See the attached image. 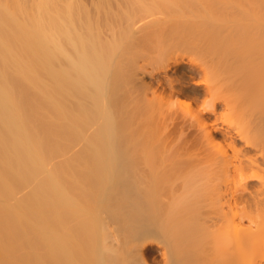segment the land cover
I'll list each match as a JSON object with an SVG mask.
<instances>
[{"label":"bare ground","instance_id":"6f19581e","mask_svg":"<svg viewBox=\"0 0 264 264\" xmlns=\"http://www.w3.org/2000/svg\"><path fill=\"white\" fill-rule=\"evenodd\" d=\"M178 49L245 103L229 152L207 99L163 116ZM215 159L221 182L179 176ZM152 241L158 264H264V0H0V264H147Z\"/></svg>","mask_w":264,"mask_h":264},{"label":"rangeland","instance_id":"374dc122","mask_svg":"<svg viewBox=\"0 0 264 264\" xmlns=\"http://www.w3.org/2000/svg\"><path fill=\"white\" fill-rule=\"evenodd\" d=\"M195 3V2H194ZM254 3H256V2H254ZM219 4V3H218ZM249 5V4H248ZM247 5V6H248ZM252 5V4H251ZM231 4H224V5H216V7L215 8H213V9H215L214 10V13H215V15H216V17H217V19H219V21H223L224 23L225 22H228V24L229 23H233L236 19H238V18H240V16H239V14L237 13L238 11H240L241 10V8L242 7H240V6H238V5H236L237 7H239L238 9H236L235 7H234V5H232L234 8H235V10H237V12H235L234 11V8L231 6ZM246 6V7H247ZM214 7V6H213ZM252 7V6H251ZM251 7H247L248 9L250 8V9H252ZM243 8L245 9V7L243 6ZM259 12H260V10H259ZM257 14H258V4H255L254 5V16H257ZM147 48V47H146ZM179 50L180 49H178V51L176 52V53H178L180 56H182V58H183V60L181 61L180 60V64L178 63L177 65H171L170 67H171V69H170V67L166 70V69H164V70H166V75L168 76V75H170V74H173V76L172 75H170L171 76V78H173V80L175 79V76H176V79L173 81V83L175 84V86H177L176 88H175V86H174V90L175 91H177V92H175V94L173 95V97L171 98L172 99V101L174 102V104H173V106H169L168 105V103L166 102L165 103V105H164V107H163V105L161 106V108L160 109H163L162 111V113H163V116L165 117V115L168 113V112H170L173 108H177L176 109V111H177V113L178 114H180L181 112L180 111H183V110H185V106H187L190 110H192V111H196V110H198V109H200L204 104H205V102H204V100L205 99H207V101L206 102H212L213 103V113L212 114H207V113H205V114H203L202 115V117L207 121V122H210V123H212V137H213V141H212V143H211V145H212V149L213 150H216V151H220V150H223V149H226L227 150V152H229V148H228V140H227V138H226V136L229 134V133H233L234 131H235V129H244V128H247L246 127V123H247V121H248V114H247V112H246V110H245V103H244V101L242 100V99H239L238 97H237V90H236V88L234 87V86H229L230 84H226V83H223L224 81H223V79H221V77L220 76H222V75H218L217 73L215 74V76H214V78H215V81L214 82H212V85H214V87H213V90H211L212 91V93H211V96H210V98H209V96H208V92H205L204 91V89L203 88H205V87H203L202 86V82H201V80H200V77H202L203 76V74L201 73V72H198L197 73V71H196V69L193 67V65H192V63L187 59L188 58V56L190 55L188 52V50H187V52L184 50V49H182V50H184V52L185 53H187L186 55H187V57H186V55H183V51L182 50H180V52H179ZM182 51V52H181ZM146 52H144V54H145ZM184 53V54H185ZM191 56H193V55H191ZM166 57V56H165ZM195 57V56H194ZM156 58H158V57H156ZM156 58L153 56L151 59H149L148 61H152V60H156ZM158 59H161L160 57L158 58ZM184 59H187L186 61H189V63L188 62H186ZM147 60V59H146ZM146 60H144V62L146 61ZM140 61V60H139ZM144 62H142V60L139 62V63H144ZM191 63V65H189ZM146 64H148V63H146ZM172 66H173V68H172ZM190 66H192V67H190ZM147 68H148V71H152V67L150 66V65H148L147 67H146V69L145 70H147ZM170 69V70H169ZM160 71H164V70H162V69H159ZM157 71V73H161L160 75H158V77H160V76H162V77H160L159 78V80L161 79L162 81L166 78V77H164V76H166V75H164L162 72H160V71ZM148 71L147 72H145V75L144 76H146L147 77V74H148ZM167 73H169V74H167ZM175 73V74H174ZM177 73V74H176ZM179 75H180V77H179ZM198 75V76H197ZM202 75V76H201ZM170 76H168V77H170ZM200 76V77H199ZM178 77V78H177ZM223 77V76H222ZM162 78H164V79H162ZM180 79V80H179ZM198 80H200L199 82L200 83H198V82H196V81H198ZM178 82L177 84H176V82ZM214 83V84H213ZM228 83V82H227ZM198 84V85H197ZM203 87V88H202ZM179 92V93H178ZM163 107V108H162ZM159 109V110H160ZM180 109V110H179ZM149 110V109H148ZM151 111H155V109H150ZM149 110V114H151V111ZM145 111H146V109H145ZM145 111H143V113H142V117H144V118H146V119H151V117L152 116H155V115H149L148 116V112L146 113ZM161 111V110H160ZM156 112V111H155ZM154 112V114H156ZM159 112V111H158ZM161 113V114H162ZM164 113H165V115H164ZM158 114V113H157ZM156 114V115H157ZM160 115L158 114V116L157 117H159ZM167 116V115H166ZM150 117V118H149ZM162 117V116H161ZM153 118V117H152ZM155 119H156V117H154ZM157 120V119H156ZM159 120H160V118H159ZM150 121H152V120H150ZM154 122H155V120H153ZM158 121V120H157ZM169 121V120H168ZM167 121V122H168ZM172 122V121H171ZM171 122L169 123V125L171 124ZM249 122V121H248ZM248 124V126H249V123H247ZM170 127V126H169ZM168 127V128H169ZM173 128V126L171 125V129ZM189 131L191 132L190 134H189V136L191 137V139L193 138H198V140L200 141V140H203L201 137H200V134L198 133V131H197V129H196V127L194 126V125H191V126H189ZM185 135V134H184ZM184 135H182V136H184ZM190 137H186V139L187 140H189V138ZM190 139V142L192 141ZM189 141H187L186 143L188 144V143H190ZM198 144V143H197ZM198 147H200V149H202L204 146H202V144L200 145H198ZM167 148V146L166 147H164L163 149L165 150ZM169 148V147H168ZM168 148H167V150H165V152H164V150L162 149V157H163V163H164V166L167 168V167H169V165H170V172H172L171 171V169H172V167H174L173 165H172V163H173V161L175 162L176 160L174 159L173 160V158L172 157H170L169 156V152H170V150H168ZM169 149H171V147L169 148ZM198 150V149H197ZM196 151V150H195ZM167 154H168V156H167ZM170 157V158H169ZM218 158V160H219V157H217ZM216 158V159H217ZM171 159V160H170ZM215 159V160H216ZM173 160V161H172ZM209 160V162H207L206 161V163L205 162H203L204 164H210V166L208 165V166H206V165H202V164H198V165H196V166H192V164H190V166L189 167H194V168H187V166L186 167H184V166H182L181 164H179V166H180V168L179 169H181V167L182 168H187L188 170H185V169H183V170H185L187 173H185V171H184V174H181V173H183V172H180V174L181 175H179V176H182V175H184V176H186V175H189V173L190 174H192V172H194L193 174H194V177H196V175L198 174L197 172H199L200 171V173L201 174H199L198 176L199 177H202L201 175H204L205 173L209 176V177H211V178H209V177H206L209 181L212 179V181H218V182H221L222 180H223V178H224V176L222 175V173H221V171H220V169H218L219 168V165L218 164H216V162L218 161V160ZM212 161H215V163H212ZM171 164H170V163ZM211 163H212V165H211ZM219 163V162H218ZM178 163H176L175 165H176V167L178 166L177 165ZM168 165V166H167ZM176 167H175V169H176ZM175 169H172L173 170V174H174V171H175V175H178L179 173L178 172H176V170ZM178 169V170H179ZM199 169V170H198ZM182 170V169H181ZM181 170H179V171H181ZM202 170V171H201ZM197 171V172H196ZM204 174H203V173ZM208 172V173H207ZM176 173H178V174H176ZM197 173V174H196ZM192 174V175H193ZM207 175H204V176H207ZM211 175V176H210ZM170 176V175H169ZM174 176V175H173ZM172 176V177H173ZM197 176V177H198ZM171 177V176H170ZM174 177H177V176H174ZM215 178V180H213L214 178ZM217 177V178H216ZM206 178H203L202 180H205ZM216 179H218V180H216ZM220 179H221V181H220ZM214 182V183H215ZM220 184H218V187H221V185L219 186ZM206 188V187H205ZM212 189L213 188V186H212V188L211 187H208V189ZM207 188L204 190V189H201V191H202V194H203V192L204 191H206V190H208ZM206 192H209V190L208 191H206ZM205 192V193H206ZM212 193V192H211ZM210 193V194H211ZM208 195H209V193H207ZM205 196H206V194H204ZM212 215H215V214H212ZM217 215V214H216ZM246 222V221H245ZM220 223V222H219ZM219 223L217 224L218 226H219ZM217 225H215V229L217 228L218 230H219V232H220V229L218 228V226ZM217 226V227H216ZM214 228V227H210L209 229H210V231L212 230V229ZM216 229V230H217ZM218 230H217V232H218ZM214 232H216L215 230H213ZM222 234V233H221ZM219 235V234H218ZM217 235V236H218ZM223 235V234H222ZM210 236H212V237H216L215 236V233H214V236H213V234H211V233H209L208 232V235H207V238H208V240H211V239H213V238H209ZM224 236V235H223ZM221 237V236H220ZM219 237V238H220ZM224 238H225V236L222 238V240L224 241ZM218 239V238H217ZM216 238H214L213 239V241H215V240H217ZM227 238H225V240H226ZM209 243H210V241H208ZM207 242V243H208ZM152 243H153V246L149 249V253L148 254H145V255H143V257H145L144 259H146V263L147 264H158V263H160L161 262V249H160V247H159V245H157L155 242H153L152 241ZM212 243V242H211ZM211 243H210V245H211ZM219 245V243H221L220 241H217V242H213V245H212V247H216V245L217 244ZM216 244V245H215ZM207 245H209V244H207ZM215 245V246H214ZM221 245V244H220ZM211 247V248H212ZM160 249V250H159ZM159 259V260H158ZM160 261V262H159Z\"/></svg>","mask_w":264,"mask_h":264}]
</instances>
